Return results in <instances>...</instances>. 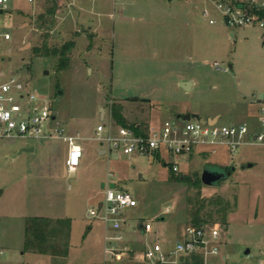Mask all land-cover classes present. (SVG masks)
Wrapping results in <instances>:
<instances>
[{
  "label": "rangeland",
  "instance_id": "1",
  "mask_svg": "<svg viewBox=\"0 0 264 264\" xmlns=\"http://www.w3.org/2000/svg\"><path fill=\"white\" fill-rule=\"evenodd\" d=\"M55 4L54 24L47 28L39 17ZM0 25L12 35L7 43L0 37L6 68L18 70L37 94L49 99L66 134L79 132L84 141L92 140L102 122L101 107L106 110L105 122L110 119L120 125L113 117L114 104L123 107L128 124L150 126L189 111L219 114L221 125L246 123L252 132H264L259 120L264 106V29L259 24L228 25L209 2L10 0L9 10L0 14ZM69 40L75 41V47L63 70L57 58L35 53V49L61 48ZM214 62L228 71L215 69ZM183 81L194 85L184 89ZM0 143L6 140L0 138ZM66 152L67 144L55 137L33 155L35 160H51L57 172L29 180L43 199L33 208L28 203L27 214L66 221L67 229L51 231L50 240L68 241L67 257L26 251L20 213L10 215L7 210L16 209L0 205V236L11 248L4 258L13 253L20 259L17 264H139L128 254L119 261L108 254L105 236L113 234L112 229L88 215L97 200H104L105 181L138 200V206L127 211L125 240L116 243L119 248L139 252L156 240L154 234L142 235L140 225L146 220L160 232L162 242L184 239L192 212L202 205L206 224L220 227L215 264H262L264 144H246L234 153L223 148L214 154L195 151L180 156L163 151L161 157L113 151L96 154L75 173L68 170ZM173 162L180 164L179 171H172ZM214 166L235 169L214 186L202 184V170ZM181 174L193 176L192 182L175 178ZM220 197L233 208L226 226L217 213L219 207L211 205Z\"/></svg>",
  "mask_w": 264,
  "mask_h": 264
},
{
  "label": "built area",
  "instance_id": "2",
  "mask_svg": "<svg viewBox=\"0 0 264 264\" xmlns=\"http://www.w3.org/2000/svg\"><path fill=\"white\" fill-rule=\"evenodd\" d=\"M33 2L34 0H29ZM220 11L228 25L244 26L259 24L264 29V19L259 18L254 9H264V0H206ZM10 0H0V14L9 10ZM209 16V9H204ZM210 23L215 20L210 19ZM0 37L6 42L11 40L10 32L0 25ZM6 58L0 56V138L6 141L35 139L43 142L50 138H61L68 144L66 165L70 173H75L82 164L83 141L79 133L66 134L59 125L47 97L37 94L30 87V80L15 69L6 68ZM213 67L222 70L218 62ZM228 71V68L223 69ZM222 70V71H223ZM105 118V117H104ZM260 123L264 127V106L261 107ZM140 131L130 126L117 125L104 119L95 129L92 140L98 141L107 152L118 151L125 155H154L161 157L163 151L174 156L190 155L195 151L216 153L219 148L234 153L243 145L259 142L264 144V132H252L246 124L221 125L205 123L199 119H165L154 125L142 127ZM142 130V131H141ZM173 171H179V163L173 162ZM138 206V200L130 192L117 187L107 186L105 197L100 205L89 210V216L103 220L113 231L106 234V252L121 258L131 255L139 264H188L193 255H200L203 264H215L213 259L220 254V227L215 224L187 226L184 239L162 242L160 232L150 220L142 222V235L154 234L155 241L146 244L136 252L116 243L125 240L123 225L126 224L127 211ZM1 243V242H0ZM134 251V252H133ZM0 244V260L5 255ZM133 252V254H131ZM264 254V251H263ZM264 264V260L260 261Z\"/></svg>",
  "mask_w": 264,
  "mask_h": 264
},
{
  "label": "crops",
  "instance_id": "3",
  "mask_svg": "<svg viewBox=\"0 0 264 264\" xmlns=\"http://www.w3.org/2000/svg\"><path fill=\"white\" fill-rule=\"evenodd\" d=\"M206 2L207 1L204 0V3ZM183 82H186V81H183ZM193 85L194 83L191 82L190 89ZM262 95H263L262 98H264V94ZM183 113H190V112L187 111V112H182V114ZM200 116L203 117L204 119L205 118H218L219 119L220 117L219 114H206L205 116L204 115H200ZM13 143L15 142L6 141L5 144L0 143V205L2 207H5L6 209L15 208L16 211L14 212H9V210H7L8 214L10 215L20 213L19 217L23 219V224H24L23 225L24 243H22L24 245L27 219L33 216H41L39 214L38 215L27 214L29 213L27 212V206H29L28 203L33 208L34 206H38L40 204L39 202H41V199H43L42 196L35 194L34 192L35 186L32 182L30 183L29 180L35 179L36 177L39 178L40 176L45 177L46 175L50 177L52 173H56L57 171L54 168L55 164L52 163L51 160L41 159L40 161V160H35V157H33V155H36L40 153V151L41 152L43 151V149L45 148V141L40 142V141L31 140V139H28V140L24 139V141L18 145H9ZM82 145L84 147L82 164L85 166L89 164L90 160L96 154L104 155L105 153H107L106 149H104L100 145L94 144L93 140L83 141ZM24 148L32 149V151L21 152L22 149ZM67 153H68V144H67L66 155ZM221 165H225V164H221ZM78 170L76 172H78ZM107 186L117 187L116 184L114 183L108 184L107 182L105 183L104 181L102 183V188H106ZM43 189L44 187L41 188V191H43ZM47 200H49V195H47ZM101 202H102L101 199L97 200L96 206L100 205ZM43 217H48V216H43ZM91 227H93V225L89 226L90 229ZM3 241H4L3 238L0 236V242L2 243L0 244L5 248L6 251L10 250L11 248H9V245H8L9 243L6 244ZM20 252L22 255L25 254V251H20ZM34 254L53 256L51 254L50 255L41 254V253H34ZM124 255H122L123 258L125 257ZM122 256L121 258L115 257V259H117L118 261L122 260ZM216 259L217 258L213 259V261L215 262ZM19 260L12 253L11 255L9 254L8 257L7 256L5 258L2 257V259L0 260V264H17L19 263Z\"/></svg>",
  "mask_w": 264,
  "mask_h": 264
},
{
  "label": "trees",
  "instance_id": "4",
  "mask_svg": "<svg viewBox=\"0 0 264 264\" xmlns=\"http://www.w3.org/2000/svg\"><path fill=\"white\" fill-rule=\"evenodd\" d=\"M57 5H53L51 8H48L47 11L40 15V20L42 21V25H46L47 28H51L54 24V17L56 15ZM255 13L259 16V18L264 19V9H254ZM49 16V17H47ZM75 47V41L69 40L65 42L61 48L56 47L55 49H35V53L44 57H53L58 59L59 70H63L67 62L69 61V56L73 48ZM113 117L114 119L122 126H130L139 130L137 126L140 123L128 124L126 118L123 114V107L121 105L114 104L112 107ZM148 127V125H143L142 127ZM142 131V130H141ZM226 169L230 170L233 167H226ZM173 171V169H172ZM174 172V171H173ZM175 178L183 183H191L193 176L181 174L175 176ZM198 182L201 183L200 179ZM197 182V181H196ZM197 182V183H198ZM195 183V182H194ZM195 183V184H197ZM203 184V183H202ZM218 201H211V205H215L217 208V213L222 216V224H228V215L231 211H233L232 204L229 200H225L223 198H218ZM203 207H199L197 210L192 212V220L190 223H193L196 226H202L207 223V219L201 216ZM66 221H57L50 219L48 217L43 216H33L29 217L26 222V235H25V250L41 253V254H51L53 257L58 258H66L69 251V242L61 241V242H52L51 243V231L58 230L62 233L66 228ZM52 226H54L52 228ZM55 228V229H54ZM188 264H203V258L200 255H193L191 259L188 261Z\"/></svg>",
  "mask_w": 264,
  "mask_h": 264
},
{
  "label": "water",
  "instance_id": "5",
  "mask_svg": "<svg viewBox=\"0 0 264 264\" xmlns=\"http://www.w3.org/2000/svg\"><path fill=\"white\" fill-rule=\"evenodd\" d=\"M226 22L228 23V19H226ZM181 85H183L182 87L184 89H187L189 90L190 89V83L189 82H182ZM126 95V93H125ZM263 96V95H261ZM106 110L104 107H101L100 108V118L101 120L104 119V117L106 116ZM192 117L194 118H197L199 119L200 121L202 122H205V123H210V124H213L215 122L218 121V118H203L201 117L200 115L198 114H194L192 115L191 113H186V114H179L178 115V118H182L184 120H190ZM12 142H16V141H12ZM23 151H32V149H29V148H24L22 149L21 152ZM248 166H253V164H249ZM235 168L233 167V169H226L225 167H217V166H214L213 168H204L202 170V175H201V179H202V183L207 185V186H214L216 184H218L219 182H221L223 179H226L229 175H231L232 171L234 170ZM160 220H164V217H160ZM250 253L249 249L248 251H246V254Z\"/></svg>",
  "mask_w": 264,
  "mask_h": 264
}]
</instances>
